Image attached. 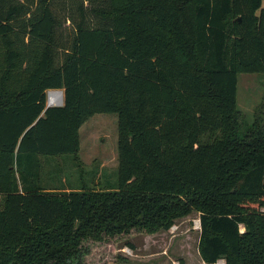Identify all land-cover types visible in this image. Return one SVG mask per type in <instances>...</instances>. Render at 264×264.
Returning a JSON list of instances; mask_svg holds the SVG:
<instances>
[{
	"label": "trees",
	"instance_id": "16d2710c",
	"mask_svg": "<svg viewBox=\"0 0 264 264\" xmlns=\"http://www.w3.org/2000/svg\"><path fill=\"white\" fill-rule=\"evenodd\" d=\"M52 1L0 0V264H120L119 241L193 211L204 264H264V117L237 104L264 0ZM97 113L118 116L112 182L79 155ZM67 154L78 183L44 184Z\"/></svg>",
	"mask_w": 264,
	"mask_h": 264
},
{
	"label": "rangeland",
	"instance_id": "374dc122",
	"mask_svg": "<svg viewBox=\"0 0 264 264\" xmlns=\"http://www.w3.org/2000/svg\"><path fill=\"white\" fill-rule=\"evenodd\" d=\"M66 1L53 0L54 11H60L59 6ZM75 17L78 18V13H75ZM96 19L91 15L92 22ZM60 21L59 33L67 39L72 33V24L65 17H60ZM55 90L58 89L48 90L47 101L49 92ZM237 104L243 120L250 124L257 117H264V73H239ZM79 155L86 166L88 177L92 176L102 182H112L115 179L119 165L117 114L97 113L81 126ZM74 162L71 154L63 155L62 158L44 159V184L60 187L64 185V180L78 183L79 172L73 166ZM199 241V213L193 211L177 219L168 230L153 234L138 233L119 241L118 253L125 259L120 264H181V260L186 264H204Z\"/></svg>",
	"mask_w": 264,
	"mask_h": 264
},
{
	"label": "bare ground",
	"instance_id": "6f19581e",
	"mask_svg": "<svg viewBox=\"0 0 264 264\" xmlns=\"http://www.w3.org/2000/svg\"><path fill=\"white\" fill-rule=\"evenodd\" d=\"M57 93H58V94H57ZM58 95H60V97H61V101H60V102H62V101H63V94H62L60 91H56L54 94L51 93L50 96H49V102H50L51 104H57V103H60V102H54V100H53V97H57Z\"/></svg>",
	"mask_w": 264,
	"mask_h": 264
},
{
	"label": "water",
	"instance_id": "95a60500",
	"mask_svg": "<svg viewBox=\"0 0 264 264\" xmlns=\"http://www.w3.org/2000/svg\"><path fill=\"white\" fill-rule=\"evenodd\" d=\"M55 91H60L62 94H63V101L62 102H60V103H57V104H51L50 102H49V100L47 101V107H50V106H56V105H63V103H64V91L63 90H60V89H58V90H55Z\"/></svg>",
	"mask_w": 264,
	"mask_h": 264
},
{
	"label": "built area",
	"instance_id": "2783aa9c",
	"mask_svg": "<svg viewBox=\"0 0 264 264\" xmlns=\"http://www.w3.org/2000/svg\"><path fill=\"white\" fill-rule=\"evenodd\" d=\"M49 93H50V94H51V93H53V94H54V93H55V91H50Z\"/></svg>",
	"mask_w": 264,
	"mask_h": 264
}]
</instances>
